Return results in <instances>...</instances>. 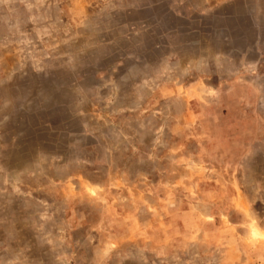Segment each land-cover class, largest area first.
Returning <instances> with one entry per match:
<instances>
[{
  "label": "rangeland",
  "instance_id": "rangeland-1",
  "mask_svg": "<svg viewBox=\"0 0 264 264\" xmlns=\"http://www.w3.org/2000/svg\"><path fill=\"white\" fill-rule=\"evenodd\" d=\"M264 0H0V264H264Z\"/></svg>",
  "mask_w": 264,
  "mask_h": 264
},
{
  "label": "clouds",
  "instance_id": "clouds-1",
  "mask_svg": "<svg viewBox=\"0 0 264 264\" xmlns=\"http://www.w3.org/2000/svg\"><path fill=\"white\" fill-rule=\"evenodd\" d=\"M251 239H253V240L264 239V232H261L259 229L253 231L251 233Z\"/></svg>",
  "mask_w": 264,
  "mask_h": 264
}]
</instances>
